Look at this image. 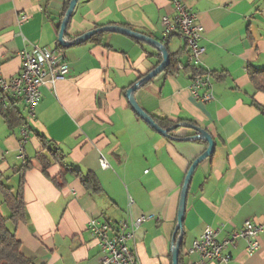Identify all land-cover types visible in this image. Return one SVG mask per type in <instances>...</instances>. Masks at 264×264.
<instances>
[{
	"label": "crops",
	"instance_id": "0c3cea01",
	"mask_svg": "<svg viewBox=\"0 0 264 264\" xmlns=\"http://www.w3.org/2000/svg\"><path fill=\"white\" fill-rule=\"evenodd\" d=\"M65 2L0 0L1 78L16 77L19 52L34 48L58 46L70 68L54 87L41 88L31 120L22 102L6 100L10 120L24 121L25 140L22 125H9L0 113L1 181L16 193L18 169L27 162L32 165L23 173L25 218L15 229L12 226L20 252L34 264H98L103 254L88 222L114 226L147 215L128 245L137 264H172L181 190L189 167L207 143L189 139L196 135L190 128L162 135L131 108L127 91L162 61L152 45L104 32L60 46ZM182 2L203 28L199 67L211 74L209 103L190 94L193 66L182 37L163 35L162 18L173 23L176 16L170 0H78L64 40L117 26L165 46L169 65L136 89L137 104L151 118L193 122L214 142L213 153L195 167L188 184L182 264L199 262L188 249L205 229L216 231L222 242L245 221L263 225L259 249L248 253L245 241L238 239L224 252L231 255L227 264H264V93L256 91L248 77V68L264 69V0ZM55 149L65 165L92 175L88 186L71 172L62 187L56 186L51 179L61 172L57 163L47 168V176L42 173L36 154ZM100 157L109 168H101ZM6 212L0 204L4 218Z\"/></svg>",
	"mask_w": 264,
	"mask_h": 264
},
{
	"label": "built area",
	"instance_id": "2783aa9c",
	"mask_svg": "<svg viewBox=\"0 0 264 264\" xmlns=\"http://www.w3.org/2000/svg\"><path fill=\"white\" fill-rule=\"evenodd\" d=\"M170 2L176 16L173 23L167 17L162 18L163 35L164 37L170 34L181 36L189 51L191 65L194 68H200L201 57L204 54V48L200 46L203 28L196 23L193 14L182 0H170ZM20 19L25 21L27 16L22 15ZM19 57L21 59L20 73L9 80L0 77V93L2 94L0 103L6 107V100L22 102L27 108L28 120H31L35 116L34 109L41 100V88L54 87L59 80L67 76L70 68L56 48L22 50L19 52ZM189 91L197 101L209 103L213 99L209 75H193ZM20 132L25 140L28 136L25 125H22ZM20 151H23V147ZM99 163L101 168H109L103 157H100ZM129 202L132 203V199H129ZM146 219L147 215H140L132 219L130 223L121 222L114 226L98 220H90L87 228L99 241L103 254L98 264H137L135 255L128 245L134 240L137 227ZM262 230L263 225L245 221L240 230L234 232L227 240L219 242L216 238L217 232L207 228L188 249V254L198 255L199 262L189 264H200L203 261L227 264L231 260V255L224 252L228 247L234 246L238 239L245 241L248 253H254L259 249V235Z\"/></svg>",
	"mask_w": 264,
	"mask_h": 264
},
{
	"label": "trees",
	"instance_id": "16d2710c",
	"mask_svg": "<svg viewBox=\"0 0 264 264\" xmlns=\"http://www.w3.org/2000/svg\"><path fill=\"white\" fill-rule=\"evenodd\" d=\"M70 0H66L63 10V16L68 8ZM60 47V46H59ZM58 49V46L56 47ZM193 75L195 74H206L211 75L209 72L202 70L201 68L193 67ZM248 77L252 85L254 86L256 91L264 93V69H252L248 68ZM2 98V94L0 93V100ZM0 113L7 120L9 125H19L23 124L22 118H18L17 120H10L11 110L7 107H3L0 103ZM155 123L162 129H169L168 135H174L177 131L184 129L185 127L182 124L185 123H173L169 121L167 118H159L152 117ZM192 125L193 127L197 126L193 122L187 123ZM179 125V126H176ZM173 126H176L173 128ZM48 155H44L42 152H38L36 154V160L39 162L41 166V171L44 175L47 176V168L51 166L53 163H57L61 166V172L57 179H51L52 182L58 186L62 187L65 184V175L68 172L74 173L81 181V183L85 186H88L92 179L91 174H87L86 176L81 175L79 172L75 171L72 167H69L64 164L63 156L58 150H49ZM32 165L30 163H25L21 166L17 173L19 174V184L16 193H13L12 189L7 187L1 181L2 175L0 174V195L2 198V203L6 206L9 211V216L4 218L0 214V264H34L33 261L29 258L24 257L20 252V243L16 238L15 230H10L7 226V222H9L14 229L16 228L19 222H22L25 218V203L23 197V187H24V176L23 173L25 170L30 169ZM179 232L176 233V238ZM182 244L179 248L178 254V264H182Z\"/></svg>",
	"mask_w": 264,
	"mask_h": 264
},
{
	"label": "water",
	"instance_id": "95a60500",
	"mask_svg": "<svg viewBox=\"0 0 264 264\" xmlns=\"http://www.w3.org/2000/svg\"><path fill=\"white\" fill-rule=\"evenodd\" d=\"M78 0H70L68 8L65 12V15L61 21L59 34H58V43L62 47H69L70 45L79 44L81 42H84L88 40L91 36L95 34H100L104 32H113V33H120L123 35H127L129 37H132L134 39L146 42L150 45H152L155 49L161 52L162 54V61L161 63L152 70L147 76H145L143 79H141L138 83H136L132 88H130L127 93L126 97L129 101V104L133 111L139 116L143 121H145L150 127H152L154 130H156L158 133L168 136L169 129L164 130L161 129L155 121L147 115L137 104L133 94L136 91L138 87L143 85L144 83L150 81L152 78H154L156 75H158L160 72H162L168 65H169V55L167 53V50L164 45H162L160 42L151 39L149 37H146L144 35L135 33L129 29L123 28V27H117V26H108V27H101L94 29L92 31H89L83 35H80L72 42H67L64 40V33L68 24V21L72 15V12L75 8L76 3ZM179 126V125H176ZM176 126H173L175 128ZM185 128L193 129L196 132L195 137L189 138V139H197V140H204L207 143L206 150L199 156L197 159L191 164V166L188 169V172L185 177V181L181 190L180 194V201H179V209H178V215H177V225L174 231L173 240H172V248H171V261L172 264H178V254H179V248L182 243V221L185 211V199L188 191V184L191 179L192 173L195 169V167L205 158L209 157L214 150V142L211 138V136L203 129H199L196 127H193L192 125H189L187 123L182 124ZM179 232L178 237L176 238V233Z\"/></svg>",
	"mask_w": 264,
	"mask_h": 264
},
{
	"label": "rangeland",
	"instance_id": "374dc122",
	"mask_svg": "<svg viewBox=\"0 0 264 264\" xmlns=\"http://www.w3.org/2000/svg\"><path fill=\"white\" fill-rule=\"evenodd\" d=\"M23 114L25 115L24 110H23ZM0 204L3 206V210H4L5 215H6V214L8 213V212H6V211H8V209H7L6 206L2 203V198H1V196H0ZM7 226H8V228H9L10 230H12V225H11L9 222H7Z\"/></svg>",
	"mask_w": 264,
	"mask_h": 264
}]
</instances>
